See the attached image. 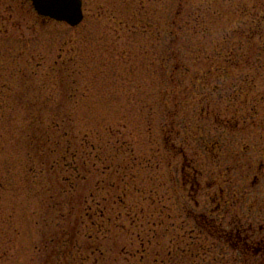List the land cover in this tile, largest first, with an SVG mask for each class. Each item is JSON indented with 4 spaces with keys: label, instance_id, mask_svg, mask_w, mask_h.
I'll list each match as a JSON object with an SVG mask.
<instances>
[{
    "label": "rangeland",
    "instance_id": "rangeland-1",
    "mask_svg": "<svg viewBox=\"0 0 264 264\" xmlns=\"http://www.w3.org/2000/svg\"><path fill=\"white\" fill-rule=\"evenodd\" d=\"M179 2L84 0L70 26L0 0V264H264V67L226 58L264 0H188L178 28ZM36 118L76 166H36ZM58 175L75 194L56 193ZM205 214L238 244L207 234Z\"/></svg>",
    "mask_w": 264,
    "mask_h": 264
},
{
    "label": "trees",
    "instance_id": "trees-1",
    "mask_svg": "<svg viewBox=\"0 0 264 264\" xmlns=\"http://www.w3.org/2000/svg\"><path fill=\"white\" fill-rule=\"evenodd\" d=\"M185 2H188V0H180V2L178 4V10L175 12L173 21L171 22L172 27L177 26L179 28V25H178L179 20L185 15V10H186L185 9V6H186ZM202 8L203 7H198V8H196L197 11L194 12L195 21L199 24H200L201 18H202V12H201V11H203ZM243 15L252 16V19H251L252 25L247 29L238 30L236 28L237 32L242 36L243 41L239 40L237 42L236 47H228V49H227L228 52H227L226 58L229 62L232 63V65H235V66H240L241 64L245 65V63H247V64H251V65L254 64V65H257L260 67H264V59H263L264 55L261 54V52H264V45H260V46L257 45L259 38L264 37V7L261 8L259 12H256L255 10L249 11L248 9H246L243 11ZM247 24H248V22H246L244 25H247ZM187 25L192 26V22L188 21L186 23V26L182 27L183 29H186V31H188ZM234 26L235 25H231L232 31H235V29H233ZM189 30L190 31L192 30L191 27H189ZM167 32H170L173 35H176V31L169 30ZM197 33H198V31H194L193 35H195ZM203 33H207L206 28L203 29ZM230 37H231L230 32L228 34L222 36L223 39L220 41V43H218V46L220 49V52L218 54L219 56L223 55L222 52L224 51L221 48V45H223L222 41L227 42L230 39ZM174 39L175 40L173 41V43H176L178 37L176 36V37H174ZM178 42H179V39H178ZM248 48L249 49L258 48L259 50H261V51H259L260 53H258V50H257L256 54H259V55H257V59L253 63L251 62L253 57L248 52L249 51ZM173 57L178 59L177 55H173ZM213 57H215V56H210L208 58H213ZM182 60L183 59L179 60V64L175 67L176 72L179 71L181 68H184L185 70L187 69V71H188L187 67H181V66H183L181 64ZM204 75L205 76H211V75H213V72L208 71ZM227 75H228V73H227ZM32 125H33L32 131L30 134V146L32 147V152L35 153L36 160L33 159V161L35 160L34 162H35L36 166H37V164L48 165L47 170L49 172L52 171V174L59 173L60 175H61L60 172L64 168H66L67 166H69V165L76 166L79 151H76V150L72 151L71 145H68V147L65 148L64 153H61L60 155L56 156V154L60 152V149H59L60 142L53 140L52 135H50L48 132H46L45 130L42 129L41 126L44 125V122H42L40 119L36 118V120H33ZM43 142H45L44 146L41 145ZM43 153H46L45 156H43L40 160H38L37 155H39V154L42 155ZM48 154L53 155V157H54L50 161H48L47 159H44L48 156ZM70 159H71V161H70ZM31 170L34 171L35 170L34 167H32ZM42 173H43L42 170H37L38 175H41ZM57 177H58L57 179L59 180V182H58V187H57L58 190H56V193L58 191L59 192L58 195H60V196L68 195L69 192H71L70 194H72V195L75 194V192L77 191V184H74L73 182H71L70 185L65 187L63 184V181L65 180L64 176L60 177L58 175ZM72 198L73 197H71V199ZM71 202H73V199ZM71 206L72 207L69 209L68 212H69L70 216L72 214L77 215L76 223L74 226L79 228L80 225L82 224L81 221H83L85 218V216L83 215L82 203L81 204L78 203L76 206H74L72 204ZM89 218H90V220H93V217L91 214H90ZM207 234H209V233H207ZM210 236H213V235H210ZM239 236H240L239 234L221 235L220 238L217 237V239L219 241L226 242L228 244V246L233 248L232 247L233 244H238L236 242L240 241ZM247 236H249V238H247ZM250 237H251V235H246L245 241H247V239H250ZM185 250L187 251V249H185ZM244 250L245 249H242L240 251L241 253H238V254H244L245 255L244 259H246V261H247V260H249V258H247L248 254H247V252H243ZM254 254L261 255L264 257V250L263 249H260L258 251L256 250L254 252ZM237 256H239V255H235L233 259L234 260L240 259V257H237ZM178 264H180V263H178Z\"/></svg>",
    "mask_w": 264,
    "mask_h": 264
},
{
    "label": "water",
    "instance_id": "water-1",
    "mask_svg": "<svg viewBox=\"0 0 264 264\" xmlns=\"http://www.w3.org/2000/svg\"><path fill=\"white\" fill-rule=\"evenodd\" d=\"M30 1L39 16L50 20L64 22L70 26H78L85 18L83 0Z\"/></svg>",
    "mask_w": 264,
    "mask_h": 264
},
{
    "label": "flooded vegetation",
    "instance_id": "flooded-vegetation-1",
    "mask_svg": "<svg viewBox=\"0 0 264 264\" xmlns=\"http://www.w3.org/2000/svg\"><path fill=\"white\" fill-rule=\"evenodd\" d=\"M195 183H196V181H195ZM221 197H223V195ZM212 200H213V198H212ZM213 202H214V200H213ZM221 207H222V204L219 202V207L215 211H220ZM207 216H206V214L202 216L204 221H202L200 223V225L202 227H204L206 229L205 231L208 232L210 235H213L214 237L220 238L221 235H229V234L234 235L235 233L240 234V232H241L240 229L227 230V229L222 228V226L224 224V222H222V218L218 219V217L215 218V217H207ZM259 230L261 231L262 228ZM251 232H256V231H254V229H252ZM247 238H249V236H247ZM257 244H260V247L257 245V247H258V248H256L257 251L260 249L264 250V237L260 241H257ZM262 259L264 260V257H262Z\"/></svg>",
    "mask_w": 264,
    "mask_h": 264
}]
</instances>
